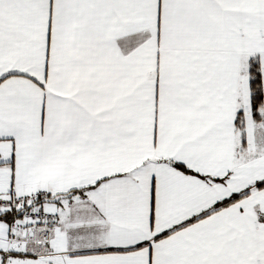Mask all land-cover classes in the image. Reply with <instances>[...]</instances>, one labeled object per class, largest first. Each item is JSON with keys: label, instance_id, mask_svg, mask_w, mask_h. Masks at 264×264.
I'll list each match as a JSON object with an SVG mask.
<instances>
[{"label": "snow or ice", "instance_id": "snow-or-ice-1", "mask_svg": "<svg viewBox=\"0 0 264 264\" xmlns=\"http://www.w3.org/2000/svg\"><path fill=\"white\" fill-rule=\"evenodd\" d=\"M0 264H264V0H0Z\"/></svg>", "mask_w": 264, "mask_h": 264}]
</instances>
